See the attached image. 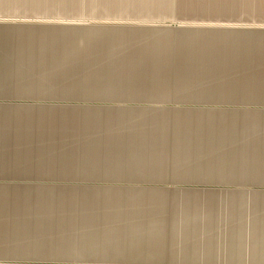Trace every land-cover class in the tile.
Listing matches in <instances>:
<instances>
[{
  "label": "rangeland",
  "instance_id": "obj_1",
  "mask_svg": "<svg viewBox=\"0 0 264 264\" xmlns=\"http://www.w3.org/2000/svg\"><path fill=\"white\" fill-rule=\"evenodd\" d=\"M217 13L47 23L63 42L103 50L64 59L50 96L0 113V131L31 134L30 168L0 177L16 187L2 204L24 205L0 264H106V242L143 205L262 201L264 187L231 177L230 129L216 123L264 116L229 98L231 57H264V19Z\"/></svg>",
  "mask_w": 264,
  "mask_h": 264
},
{
  "label": "crops",
  "instance_id": "obj_2",
  "mask_svg": "<svg viewBox=\"0 0 264 264\" xmlns=\"http://www.w3.org/2000/svg\"><path fill=\"white\" fill-rule=\"evenodd\" d=\"M224 8L231 18L264 19V0H0V113L16 107L12 101L50 96L48 83L64 80V59L77 66L80 54L103 50L93 43L80 46L78 41L63 42L60 36L57 40L49 22L216 17ZM230 66L232 102L264 108V57L232 56ZM255 113L264 114V109ZM229 118L216 124L230 129V148L222 155L230 154L231 177L262 188L264 116ZM5 131H0V177L22 176L21 170L30 168L31 149L30 144L21 149V144L31 134L25 129ZM13 186L0 185V246L16 243L21 234L16 219L24 218V205L2 204L7 202L3 191L10 192ZM262 198L260 202L247 198L242 205H143L135 213L137 220L124 224L132 227L106 242V264H264Z\"/></svg>",
  "mask_w": 264,
  "mask_h": 264
}]
</instances>
